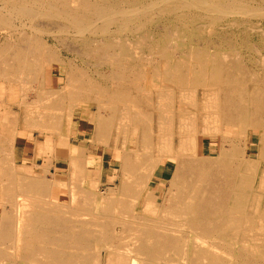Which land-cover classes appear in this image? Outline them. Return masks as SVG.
I'll use <instances>...</instances> for the list:
<instances>
[{"label":"bare ground","instance_id":"obj_1","mask_svg":"<svg viewBox=\"0 0 264 264\" xmlns=\"http://www.w3.org/2000/svg\"><path fill=\"white\" fill-rule=\"evenodd\" d=\"M184 8L189 12H180ZM164 15L175 16L182 24L189 20L197 30H188L189 39L183 40L167 27L150 28L153 19ZM238 16L243 21L238 25L263 36L248 75L237 53L219 56L211 51L214 35L232 30ZM252 18L258 21L247 20ZM263 23L264 0H0V30L18 35L0 44V79L7 81V91L23 107L25 127L53 133L57 147L68 146L77 109L84 104L80 118L92 132L87 140L103 145L111 158L117 124L114 138H121L117 141L123 151L117 192L99 191L79 152L68 162L60 158L72 181L58 173L45 174L23 180L18 192L4 179L0 264H102L104 253L107 264H170L181 252L185 264H226L223 256L229 258L228 264L264 262V208L263 214L258 209L264 203ZM28 28L32 35L26 34ZM54 29L66 40L57 36L50 44L43 34H53ZM209 29L213 32L206 36ZM126 33L140 37L141 44L126 40ZM179 40L203 47L191 54L198 61L196 74L203 77L201 96L200 87L183 74ZM72 42H79L88 53ZM141 45L147 54H140ZM61 49L75 57L63 58ZM124 50L134 52L133 58L147 67L133 76L131 84L123 77L126 71L113 72V78L120 80L119 89L94 86L90 72L76 64V57L85 65L89 57L98 66L109 61L120 67L122 58L130 61ZM48 68L53 71L51 87ZM184 73L189 76L193 69ZM55 77L60 80L57 87ZM127 86H133L135 96L123 90ZM31 90L37 94L32 101ZM65 97L70 103L63 109ZM92 105L94 115L84 118V108ZM2 151L0 147V173L14 172V161L9 162L10 156H2ZM75 180L91 191V198L82 192L79 199H69L68 195H76L67 191ZM109 181L107 177L103 184ZM89 186L96 187L93 191ZM253 191L254 218L247 213ZM6 203H10L7 209ZM251 220L260 225L255 235L259 242L254 241L258 246L251 245ZM123 239L129 244L123 246ZM93 240L102 243L104 252L93 249ZM180 242L185 247L177 248Z\"/></svg>","mask_w":264,"mask_h":264},{"label":"rangeland","instance_id":"obj_2","mask_svg":"<svg viewBox=\"0 0 264 264\" xmlns=\"http://www.w3.org/2000/svg\"><path fill=\"white\" fill-rule=\"evenodd\" d=\"M180 12L187 13L189 11L184 8V9H181ZM170 18H172V19H170ZM233 19H235L237 21V23H236V26H234L232 30H228L227 31V30L221 29V30L218 31L217 36L214 35V37H213L214 43L212 44L211 51L212 52H217V55H219V56L222 55L221 52H225V53H229V54H232V53L235 54V53H237L238 56H239L238 59L245 66V73L244 74L245 75H248L249 72H252L251 69H253L252 64H251V60H252V58H256L257 57L256 55H258V54H255L256 53V50L255 49H260V47H262L261 38H263V36H261V34L259 32H256L254 30L251 31V28L246 27L245 25H238V24H241L243 22L242 19L239 16L238 17H234ZM253 19L254 18L247 19V20L250 21V22H252V23H255V22L258 21L257 19H254V20ZM171 20H172V23H171ZM153 21H154V25H153V27H150V28H154V30H155L156 26L157 27H159V26L160 27H167L168 29H170L171 32H175V33L180 34V37H183V40L184 39H189L188 36H190V35L188 34L189 33L188 30H191V29L193 30L196 27L195 24L194 23H191L189 20H186V22H183V24H182L177 19V17H175V16L174 17H169L168 15H164L163 17H156L155 19H153ZM263 24H261V25H263ZM242 28L243 29H246V31L243 32L241 30ZM262 28L264 29V25H263ZM31 30L32 29H30V31H29V28H28L26 30V34H28V35L31 34L32 35L33 30L32 31ZM154 30L152 29L151 31L154 32ZM196 30L197 29H195L193 31L195 32ZM11 31H12L11 29L10 30L9 29L0 30V44H3L5 42H9V41H14V40H16V38H18V35L11 34ZM55 31L56 30L54 29V32ZM57 31L55 33L53 32V34L52 33L51 34H46V33H49L50 32V31H47L46 33L43 34V36H46L47 37V38L45 37V39H47L50 42V44H55L56 43L55 42L56 41L55 37H57V36L59 37L60 36L61 39L62 38L64 39V37H65V36L64 37L62 36L63 34L61 35V34L57 33ZM186 31H188V32H186ZM211 32H213V30H211V29H209L208 31L206 30L205 31L206 36H211V34H212ZM154 34L156 35V33H154ZM237 34H239L238 37H237ZM127 35H129L128 36L129 38L126 37ZM124 36L126 37L125 39L128 40V41L141 44L140 42H141L142 39H140V37H136V38L135 37H132V35H130V33H126V34H124ZM124 36H123V38H124ZM249 38H251V39L249 40ZM228 39L232 41L233 45L232 44H229L227 42ZM255 39H257V41H254ZM64 40H66V38ZM252 42L254 43V45H253ZM77 43H79V42H77ZM77 43L76 42H72L73 45L75 44V46H77L76 48L79 47V50L82 49V50L86 51L85 53H88V50L87 49H84L81 44H77ZM178 43H179V46L177 47L178 48V53L179 54H182L183 53V61H184V63H183L184 64L183 74L185 75V77H186V79L188 81H192V83L195 86L200 87L199 88V92H200V96H201L202 89H201V86L199 84L201 83L203 77H201L200 75L196 74V72H197L196 66L198 65V61L194 60L193 59V56H191V54H192L194 48L200 49V48H203V47L202 46H198L199 48L197 46L194 47V46H191L190 44H188L186 41H182L181 42L180 40L178 41ZM248 43H249V45H248ZM252 45L253 46L256 45V47H253ZM80 46H81V48H80ZM138 49H139V51L140 50H143V51L140 52V54H143V53L144 54H147L148 53L146 51V46H142L141 45L140 48H138ZM90 51H92V50H89V54L91 53ZM61 52H62L63 58L64 57H67V56H70L72 58L75 57L73 55L68 54L66 51H63V49H61ZM122 54L128 55V57L130 58V61L129 60H125L124 58H122L121 61H120V63L118 62V64H119L120 67H117L115 65H112L111 62H109V61H108L109 63L108 62H105L104 64L100 61L101 62V66L100 65L98 66L97 64H93V63H97L95 60L89 61V57L87 58L88 61L86 62L89 65L83 64V62L81 61V59L79 57H76V64H78V66H79L80 69H85L87 74L90 72L89 75H90V78L92 79V83H93L94 86H96V87L103 86V88H107L109 90H111V89L114 90L116 88L119 89L120 86H121L120 85L121 84L120 83V80L117 79V78L116 79L113 78V74L114 73H118L117 70L122 69V71H126L127 72V75H124L123 77H125L126 80L129 81V83H130L132 81V79H133V76H135L136 73H139L142 70H146V67H147L146 64H145V62L138 61V62H140V63H138L137 60L133 58V57L136 56L134 54V52L129 51V50L128 51L124 50L122 52ZM232 59H234V56H232L229 59V61L232 60ZM244 60H245V62H244ZM220 61H222L221 58H220ZM90 63H91V65H90ZM110 64L112 65V68H111V65ZM91 67H92V69H91ZM107 67L109 69H107ZM189 68H192L193 69V73H191L188 76V73H184V71L187 72V69H189ZM102 71H104V72H102ZM205 72L207 73L208 70H206ZM103 73H105V74H103ZM47 76H48V78H47V80H48L47 82L48 83L47 84H48V86L51 87V86H53L51 84V80L53 78V71H52L51 68H48L47 69ZM85 78L87 79L88 77H85ZM98 82H100V83H98ZM59 83H60V80L58 79V77H55L54 78V86L57 87L59 85ZM97 83H98V85H97ZM160 83L162 84L164 82L161 81ZM124 88L125 89H123V90H128L129 92H131L133 94V96H135L136 91L133 88V86H129V87L127 86V87H124ZM120 90H122V87H121ZM29 95H31V96H29ZM28 96H29L28 99L31 100V101L34 100L35 98H37L36 97L37 94L34 93V92H32V90H31V92L29 91ZM55 96L56 95L50 96V100L51 99L54 100ZM18 98H20V97H18ZM15 102L19 104L18 101H15ZM61 103H62L63 109H66L67 108V105L70 103V101H69V99L67 97H65L64 99L61 98ZM142 104H143L144 109L147 108L145 110H149L146 102H144ZM19 106H21V105H19ZM83 106H84V104H81L80 105V108L77 109V112H76V115H75L76 117H75L74 127H73L74 129H73L72 135H70V137H69L70 138V141H69L68 146H59V147H57V149L56 148H53L51 146V143L49 142V139H47V137H46V133L47 132L46 133L40 132L41 137L45 135V137H44L45 138V148H44V154H45L44 155V159H45V161L43 160V163H45V169H47L49 171V173H50L49 175L51 176L52 175L51 172H54V168H53L54 166H52L53 165L52 163L54 161L53 158L56 156V153H57V157L59 156V158L61 157V159L68 160V158H70L71 154H75V153L79 152L81 154V156H82L81 157V159H82L81 161L83 162L84 167L85 168L87 167L86 169L88 171H90L89 172V177H92V179H91L92 181L93 180H97V182L99 183V185H98L99 186L98 188H100L99 191H101V192L104 193L105 192V189L110 188L114 192H117V191H119L120 184H121V178H120L121 177V169L120 168H121L122 155H123V151L120 149L121 146L119 145L120 142L117 141L118 138L116 139V141H115V138H114V137H116V135L118 133L117 132L118 130H116L117 129L116 128L117 124L114 125L115 131L112 132V134H113V140L114 141H113V144H112V150H113V152H112L111 158H110V155L107 154V153H105V148H104L103 145L97 144V143H92V142H89L87 140V138H89L91 136L92 132H91V129H89L87 127L88 122L87 121H84V120H82V118H80L81 117L80 116V111L83 109ZM51 111H52V109H51ZM95 111H96V107L94 105H92V107H86V108H84L83 117L84 118H87V119H91L92 118V115H94V112ZM52 112H54V111H52ZM147 112H150V111H147ZM65 128L66 127L64 125L60 126V129L63 130V131H66ZM82 136H83V138H82L83 140L81 139ZM120 139H118V140H120ZM116 144H117V146H116ZM208 146H209V142L206 143V148ZM129 149H130V147H129ZM130 154H132V153L130 152ZM109 162H110V166H109ZM104 163L106 165L105 170L103 168ZM62 165L63 164L60 163L57 167H55V171L58 170L60 172V174L64 175V174H66V172H68V170L65 168L66 166H64V165L62 166ZM113 166H115V167H113ZM263 166H264V164L262 165V167ZM50 167H52V169H50ZM108 168H109V170H108ZM38 172L39 173H43V169L42 168H38ZM106 176L110 180L109 181V184H103L104 179L107 178ZM86 177H88L87 174H86ZM70 181H72V179H70ZM73 182H75V183H71V185L69 187V190H67V191L68 192H76V195H73V197H72V195H68L70 197L69 199H71V198L74 199V197H77L79 199L81 197V195H79V194H82V192H84V193L86 192L87 196L89 195L88 198H91V191L87 187H84L80 183V181H78V180H75ZM257 183L259 184V178H258V180H257V182L255 184L256 185V188H255L256 192L260 191V190L257 189V186H258ZM94 187H96V186H92V187L89 186V188L92 189L93 191L95 189ZM167 187H169V184H167ZM256 192L253 191V194L250 195V201H251V203L249 204V206L247 208V213L252 218H254V216H255L254 208H256V207H254L255 204H253L254 201L252 199L254 198V195L257 194ZM104 196L103 197L100 196L99 199L101 200L102 198H104ZM165 196H167V195H165ZM23 197L26 198V199H29V196H27V195H25ZM94 199H95V196H92V200L91 201L93 202ZM102 201H103L102 202V205L105 206L106 205L105 200L102 199ZM5 206H6V204L3 205V207H5ZM89 206H90V204H89ZM263 208H264V203L259 204L258 209H259V211H260L261 214H263ZM0 219H1V217H0ZM251 221L252 222H251L250 234L251 235H254V238L250 240L251 241V245L252 246H258V244L255 243V242L258 241V240H256V236L255 235L258 233V228L260 227V225L258 224L259 223L258 220H251ZM123 240H124V243H125L123 246L129 244V243H127L125 241V239H123ZM96 242L97 241L94 242V240L92 241L93 244H91V246L93 247V249L94 250H97V251H99V250H102L103 251V249H100L101 246H102V243L101 242H97L96 243ZM182 244H183V242H180V243L176 244L177 248L179 247V249H181V247L182 248L185 247L184 245L182 246ZM175 256H173L170 259V260L173 261V262L170 261L171 262L170 264H185L186 263V259H185L186 255L185 254H182V252L179 255L176 256V258L177 257H180V259L179 258L176 259ZM223 258H224V262L226 264H228L229 258L227 256H223ZM102 260H103V263L102 264H107L108 263L107 262V256L105 255V253H104V257H103ZM210 260L213 261L212 258H210ZM259 263L260 264L261 263L264 264L263 261H259ZM254 264H256V263H254Z\"/></svg>","mask_w":264,"mask_h":264},{"label":"crops","instance_id":"obj_3","mask_svg":"<svg viewBox=\"0 0 264 264\" xmlns=\"http://www.w3.org/2000/svg\"><path fill=\"white\" fill-rule=\"evenodd\" d=\"M15 101L16 100H14V95H12L10 92L7 91V81L4 79H0V144L2 145V146L0 145V147H3L5 149V151H2L1 155L2 156L7 155L6 157L10 156L9 162L12 160L14 161V170H15L12 173H7L6 171L0 173V185H3L2 182L4 181V179L6 181H11L12 189L14 191H18L19 189L18 192H20L23 180L33 179V178L40 179L44 177L45 174L48 175L47 177H50L49 175L50 173L48 170L45 169V163H43V160L45 161L44 159L45 135L41 137L40 135L41 131L38 130L37 128H33L29 126L25 127V123L23 121L24 120L23 107L19 106L20 104L16 103ZM13 104L16 105L14 106ZM46 137L47 139H49L51 146L57 149L56 139L54 134L47 132ZM5 142H7L8 145H6L7 143ZM11 142H13V144ZM3 153L6 154L4 155ZM60 158L59 156L57 157V153H56V156L53 158L54 161L52 163L53 164L52 166H54V172H51L52 175L57 173L59 174V176L62 175L58 170L55 171V167H57L60 164ZM62 160L67 162L69 161V159L68 160L62 159ZM38 168L44 169L42 174L38 172ZM50 169H52V167H50ZM45 171L48 172L46 173ZM66 176L68 177L69 180L73 179L71 172L70 173L66 172V174L62 175V178H66ZM7 205L10 206V203L9 204L6 203L5 206L6 209L8 208Z\"/></svg>","mask_w":264,"mask_h":264}]
</instances>
